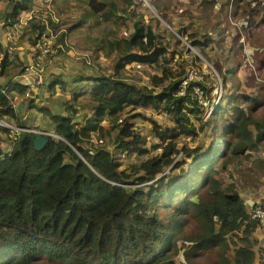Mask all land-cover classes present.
Wrapping results in <instances>:
<instances>
[{
	"label": "trees",
	"instance_id": "1",
	"mask_svg": "<svg viewBox=\"0 0 264 264\" xmlns=\"http://www.w3.org/2000/svg\"><path fill=\"white\" fill-rule=\"evenodd\" d=\"M33 1L28 5L17 1L6 14L5 26ZM162 1L104 0L100 11L92 0H77L86 8L73 22L65 21L64 13L60 21H34L17 34L6 28L18 47L20 38H26L28 61L45 48L75 39L77 53H92L81 49L80 40L72 35L102 20L123 31L119 35L117 29L111 30L93 48L95 61L101 54L112 58L105 69L112 73L92 77V82L83 76L72 84L53 80L50 89L60 85L69 91L68 115L40 106L50 113L57 135L48 136L50 143L42 151L34 145L38 134L17 132L4 124L17 117L13 102L17 87L0 81V132L11 139L10 148L0 145V264H255L258 222L248 216L245 199L233 186H225L222 176L245 159L264 170V160L253 159L264 143V87L257 94L248 91L257 78L264 81V53L253 49L248 54L241 36L229 30L223 12L230 0H223L217 14L206 19L205 34L177 29L213 64L227 91L206 107L194 89L202 90L210 101L214 86L201 80L182 86L189 72L182 70L186 61L180 56L176 61L181 69L174 68L175 46L181 40L165 28L155 30L156 19L149 20L147 3L170 22ZM254 1H236L233 12L235 18L254 23L251 45L264 40L258 30L264 31V2L253 5ZM46 2L38 4L49 16ZM57 2L61 8L71 4ZM210 6L201 8L206 11ZM211 23L214 26L207 31ZM212 48L218 52L215 59ZM64 54L63 49L56 50L54 61ZM15 58H1L0 77L13 65L23 68V57ZM202 63L196 56L191 66L201 68ZM133 65L151 71L145 86L131 79L128 71ZM120 72L124 74L118 76ZM34 105L31 101L30 107ZM150 107L170 121L161 126L150 118L156 140L152 144L131 120L145 118L144 110ZM82 109L88 110L87 118L77 121ZM130 112L139 116L117 121ZM201 132L212 133L214 141L209 166L199 171L190 164L203 152L201 144H193ZM191 223L195 227H188ZM163 246L167 251H160ZM181 249L188 251L184 260L175 258ZM210 250L217 257L207 263L190 258Z\"/></svg>",
	"mask_w": 264,
	"mask_h": 264
},
{
	"label": "rangeland",
	"instance_id": "2",
	"mask_svg": "<svg viewBox=\"0 0 264 264\" xmlns=\"http://www.w3.org/2000/svg\"><path fill=\"white\" fill-rule=\"evenodd\" d=\"M18 0H1L0 1V57H4V42L8 44L7 40L5 19L6 14H10L13 6L17 3ZM92 2L98 6L101 11L104 8V0H92ZM223 0H164L161 3L163 9L169 13L170 22L166 19L157 16L153 10L149 6V11L151 13V20L156 19L154 22L155 30L166 29L170 33V28L177 31V29H185L187 32L194 31L196 29L201 30L202 34L204 33L206 24V19L210 16L216 15ZM240 0L237 1V3ZM258 2H264V0H256L253 2V5H257ZM58 4H50L46 2L45 9L47 11H51L57 16L58 20L62 14L65 13V21L73 22L82 15V12L85 10L86 5L81 2L77 3V0H71V4L69 6L60 7ZM230 3V2H229ZM237 3L234 5L232 11L229 10V5L225 6L223 16L228 25L229 30L234 33H237L241 36L243 48L248 54H251L253 49H259L264 53V40L263 44L261 42H255L254 45H251L249 39L254 34V28H252V24H248L244 19L235 18L233 16V12ZM24 4H31L30 0H24ZM211 5L206 11L201 8V5ZM60 7V10L58 9ZM63 11V12H61ZM99 14V13H98ZM67 16V19H66ZM70 18V19H69ZM210 20V19H209ZM211 21V20H210ZM10 23V20L7 21ZM243 25V27H242ZM214 24L211 23L210 27L207 31H210L213 28ZM118 30L117 34H121L123 31V27L118 28L115 26L113 22L109 21H100L97 25H91L89 27H82L80 32L74 38H78L80 40L81 49L84 51H89V58L87 59V64L75 58H70L66 55L59 56L55 60V65L52 66L47 75L48 83L42 86H31L34 83L42 84L46 77L42 75V69L32 68L31 65H27L24 69L17 67L16 65L11 66L5 72L3 77H0V81H11V85L18 86L19 91L13 94V102L15 109L17 111L16 119L10 120L9 123H4L6 126L15 130L17 132H31L35 134L39 131V129L44 130L43 133L50 135L54 132V124L52 119L50 118V113L43 111L40 109V106L45 107L50 112H55L60 115L67 116L68 112L66 111L65 101L68 98L69 91L63 86H57L53 89H50L49 86L54 83L53 80H58L59 82H69L73 83L74 79L80 76H83V79H91L90 82L93 81L92 77L95 79L101 78L102 75L112 73V69L110 71H106L105 69L111 65L112 58L108 57L105 54H101L98 61L93 59L94 54V46L96 42L100 40L101 36H104L106 33L111 30ZM260 32L263 33L260 28H258ZM217 37V35H214ZM76 40V39H75ZM77 41V40H76ZM169 41L174 43L172 38H169ZM79 47V45H78ZM29 45L27 44V40L25 37L20 38L19 49L17 50V55H21L25 61L26 49H29ZM177 50V57L174 59V68L176 70L181 69V67L177 64V59L181 56V58L186 61V65L182 67L183 72L188 71V76L186 80L183 82V87L189 81H197L201 80L204 82L206 86H214L215 90L211 94V102L207 100V98L203 95L202 90L195 88L194 91L198 96V99L201 103H203L206 107L211 106L213 102H218L220 98H224L226 96V89H223L222 83L219 81L217 73L212 69L211 65H209L205 60H202L201 68H195L191 66L193 59L197 56V53L194 50V47L188 40H181V43L175 46ZM144 50V49H142ZM218 56V52L215 48L211 50V57L215 59ZM82 58L81 55L78 56ZM0 58V70L2 68ZM17 61V60H15ZM51 66V63L45 66V70ZM129 75L132 77L131 79L141 86H145L150 79L151 71L147 68L140 67L137 65H133L129 68ZM123 72L117 73V75H122ZM90 75V76H89ZM179 75L184 76L183 73ZM180 77V76H178ZM173 79V78H172ZM185 79V78H184ZM214 80H216L214 82ZM18 81L21 84H18ZM164 86V85H163ZM161 86V89L163 88ZM85 87V86H84ZM87 87H90L87 86ZM242 87L247 89V85L242 84ZM264 87V81L261 78H257L256 81L251 85V89L248 90L250 92H254L257 94L260 89ZM35 101V105L30 107V102ZM211 103V104H210ZM88 110H80L77 114V121H83L87 118ZM136 112L124 113L117 118V121L120 122L124 120L126 117H136L139 115H135ZM144 117L140 118H132V122L136 123L137 129L141 132V134L148 139H150L151 144L154 143L155 137L153 134V124L150 121V118H153L159 125L167 126L170 121L168 117L159 113L153 107L147 108L144 110ZM104 126L107 128L109 125L107 122L104 123ZM29 130V131H28ZM10 136L4 132H0V145L3 148L11 147V139ZM214 141V137L212 133H202L200 138L196 139L193 144H201L203 147V152L198 156L191 164L190 168L192 169L194 166L198 168L199 171L203 169H207L209 166L208 156L211 155L212 152V144L211 141ZM114 139L111 138L109 142V148L113 149ZM254 158L263 159L264 160V143L261 146L259 152L254 153ZM189 167V165H188ZM223 184L227 187L233 186L234 190H236L245 200H247L248 205H252L254 203H260L264 205V170L258 168L255 163L250 159H245L244 163L239 167H234L231 172H227L222 176ZM181 185V184H178ZM182 219L179 218V220ZM188 227H195L193 223H191ZM256 237V251L258 252L257 264H264V228L258 229L254 233ZM187 250L181 249V254L176 256L175 258H180L184 260V257L187 254ZM217 257V252L215 250L206 251L201 253L196 257H190L193 260L200 263H207L210 259H215Z\"/></svg>",
	"mask_w": 264,
	"mask_h": 264
},
{
	"label": "built area",
	"instance_id": "3",
	"mask_svg": "<svg viewBox=\"0 0 264 264\" xmlns=\"http://www.w3.org/2000/svg\"><path fill=\"white\" fill-rule=\"evenodd\" d=\"M48 3L50 4H55L54 0H48ZM47 13L49 14V16L47 14H45L43 12V10L39 9H34L33 11H31L28 14H25L24 16H22L19 20V23L15 26V28L12 30V34H17L19 32L20 29H22L26 24H27V19L35 16L38 21L40 22H45L48 24L49 19H53L54 21H59L57 16L54 15V13H52L51 11H47ZM13 37L9 36L8 37V41L12 42ZM73 43H77L76 40H72V42H68L64 45H59L57 48L55 49H50V48H45L42 50V52L40 54H38L37 58L33 61H28L24 64V67L27 65H31L32 68H36V69H42V75L46 77V72L47 69L45 70V66L48 65L49 63H52L55 59L56 55V50L58 49H63L65 51L66 56L70 57V58H76L77 60H83L87 63V59L89 58L88 54L89 53H77V49ZM13 50V47L11 48ZM75 53H77V55H75ZM81 55L82 58H79L78 56ZM23 67V69H24ZM45 81L42 83L44 84ZM38 84V83H36ZM42 84H38V85H42ZM251 214H253V217H257V218H261L262 222L264 223V210L261 209V207H257V209L252 210Z\"/></svg>",
	"mask_w": 264,
	"mask_h": 264
},
{
	"label": "clouds",
	"instance_id": "4",
	"mask_svg": "<svg viewBox=\"0 0 264 264\" xmlns=\"http://www.w3.org/2000/svg\"><path fill=\"white\" fill-rule=\"evenodd\" d=\"M18 1H20V0H18ZM236 1H238V0H230V3H229V10L230 11H232V9L234 8V5L236 4L235 2ZM40 2V1H39ZM39 2H37V3H34V1H33V5H32V7L31 8H29L28 10H26V11H23L20 15H18L17 16V18L11 23V24H9L8 26H7V28H12V29H14L15 28V26L19 23V20H20V18L22 17V16H24L25 14H28V13H30L31 11H33L35 8L36 9H39L40 7H39ZM47 2H48V0H47ZM150 7H151V5L149 4V3H147ZM154 10V9H153ZM154 12L156 13V11L154 10ZM157 14V13H156ZM34 21H38V19L35 17V16H32V17H30V18H28L27 19V24H30V23H32V22H34ZM40 22V21H39ZM26 24V25H27ZM170 30H171V32L172 33H174L180 40H184V41H186L187 39H185L182 35H180L176 30H174V29H172V28H170ZM21 31V29L19 30V32ZM18 32V33H19ZM38 34V33H37ZM5 36L7 37V40H8V37H9V35H7V34H5ZM13 47V50L11 49ZM3 48H4V56L5 57H7V59H9V61H14L16 58H15V55H17V50L19 49V47H18V44L15 42V39L13 38V40H12V42H10L9 41V43L8 44H5V42H4V45H3ZM7 48H10V50L9 51H6L5 49H7ZM194 50H195V52L197 53V56H199L200 57V59L202 58V60H205L209 65H211V67H212V69L217 73V71L215 70V68H214V66H213V64L211 63V62H209L205 57H203L201 54H200V52L197 50V49H195L194 48ZM76 59V58H75ZM80 61H82V62H85V61H83V60H80ZM26 62H28V55H26V58H25V63ZM86 63V62H85ZM87 64V63H86ZM55 65V61H53L52 63H51V66L47 69V72H46V79H45V83L44 84H42V85H46L47 83H48V81H47V75H48V70L52 67V66H54ZM87 66H88V64H87ZM24 67V66H23ZM23 69V68H22ZM217 76H218V78H219V81L222 83V81H221V77L219 76V74L217 73ZM18 84H21V85H23L22 83H20L19 81H18ZM42 85H38V84H36V83H34V84H32V85H29V87H31V86H42ZM222 86H223V84H222ZM17 87V91H19V87L18 86H16ZM199 89V88H198ZM224 89V88H223ZM200 90V89H199ZM16 91V92H17ZM197 96V95H196ZM222 98H220V100H221ZM219 100V101H220ZM213 110V109H212ZM211 110V111H212ZM55 113V112H54ZM208 116H209V114L207 115V117L205 118V120L208 118ZM54 127V126H53ZM29 131V130H28ZM24 132V131H23ZM44 132V130H42V129H39V131L38 132H36L35 134H38V135H40V134H42V135H44V136H53V137H57V135L53 132L52 134H50V135H47V134H45V133H43ZM29 133H31L30 131H29ZM254 155V154H253ZM253 159H254V157H253ZM257 159V158H256ZM235 167H236V165H235ZM234 168V167H233ZM245 202H246V205H247V214H248V216L249 217H251L253 220H256L257 222H258V225H259V228H264V223L262 222V220H261V218H255V217H253V214H251V211L252 210H255V209H257V207H261V209H263L264 210V206L262 205V204H260V203H254V204H252V205H248L247 204V200H245ZM183 217V216H182ZM258 228V229H259ZM256 249V246L254 247V250ZM255 252H256V254H257V256H256V258H255V264H257V259H258V252L255 250Z\"/></svg>",
	"mask_w": 264,
	"mask_h": 264
},
{
	"label": "water",
	"instance_id": "5",
	"mask_svg": "<svg viewBox=\"0 0 264 264\" xmlns=\"http://www.w3.org/2000/svg\"><path fill=\"white\" fill-rule=\"evenodd\" d=\"M49 143L50 139L42 134L37 135L34 139L35 149L38 151H42Z\"/></svg>",
	"mask_w": 264,
	"mask_h": 264
},
{
	"label": "bare ground",
	"instance_id": "6",
	"mask_svg": "<svg viewBox=\"0 0 264 264\" xmlns=\"http://www.w3.org/2000/svg\"><path fill=\"white\" fill-rule=\"evenodd\" d=\"M161 250L167 251V250H166V248H164V246H163V248H162V249H160V251H161ZM155 254H157V253H155Z\"/></svg>",
	"mask_w": 264,
	"mask_h": 264
},
{
	"label": "crops",
	"instance_id": "7",
	"mask_svg": "<svg viewBox=\"0 0 264 264\" xmlns=\"http://www.w3.org/2000/svg\"><path fill=\"white\" fill-rule=\"evenodd\" d=\"M40 0H34V3H37V2H39Z\"/></svg>",
	"mask_w": 264,
	"mask_h": 264
}]
</instances>
